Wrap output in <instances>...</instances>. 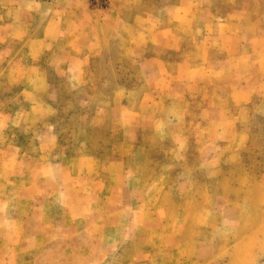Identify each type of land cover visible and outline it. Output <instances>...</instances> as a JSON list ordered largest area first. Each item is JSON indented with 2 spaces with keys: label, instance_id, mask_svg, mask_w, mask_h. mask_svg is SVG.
<instances>
[{
  "label": "rangeland",
  "instance_id": "374dc122",
  "mask_svg": "<svg viewBox=\"0 0 264 264\" xmlns=\"http://www.w3.org/2000/svg\"><path fill=\"white\" fill-rule=\"evenodd\" d=\"M172 1L175 0H140L138 4L140 9L155 13ZM111 2L0 0V29L19 11H25L28 15L21 16L24 28L20 34L30 36L33 30L26 28L28 25L43 30L50 15L64 14L62 26L73 31V37L60 40L55 50L87 52L96 48L98 35H105L100 41L105 42L106 55L96 59L94 82L82 85L68 82L64 76V82H57L58 96L50 104L36 102L41 96L24 99L22 85L14 79L0 80V114H7L0 118V264H96L105 258L101 264H264V93L249 106V142L258 149L245 152L243 166H224L218 181H211L207 172L198 169L196 154L193 165L186 166L175 153L172 138L156 142L150 128L138 130L140 148L136 147L127 158L128 166L142 180L132 191L151 190L165 166H174L168 181L146 196L150 209L167 212L163 224L154 223L151 229H134L150 215L132 217L124 213L117 217L98 213L105 207L109 211L123 207L127 201L138 202L131 192H126L131 188L122 185L116 199L107 201L98 193L102 189L108 195L107 185L80 180L76 171L58 166L65 155H83L102 162L115 160L132 137L122 127L118 112L112 109L113 101L108 98L125 83L116 82L120 76L134 80L129 82L132 86L140 83L132 63L121 54L126 42L111 27L101 24L102 18L116 13ZM218 7L224 10L228 3ZM124 14L132 16L131 8L124 9ZM26 41L12 40L10 45L25 51ZM45 58L44 64L49 55ZM121 62L128 69L123 75L111 70ZM52 132L55 139L49 136ZM145 147L148 151H144ZM83 166L87 168L86 163ZM193 170L197 173L195 181L187 187L182 181ZM69 206L73 214L67 212ZM211 206L220 207L216 228L202 230L196 225V217ZM227 207L236 213L229 214ZM116 220L122 227L132 228L120 232V238L128 242L115 252L112 247H98L96 240L101 238L104 226L105 238L112 239L118 233L112 229ZM174 220H178L175 227L183 230L182 254L165 249L168 241L164 223Z\"/></svg>",
  "mask_w": 264,
  "mask_h": 264
},
{
  "label": "crops",
  "instance_id": "0c3cea01",
  "mask_svg": "<svg viewBox=\"0 0 264 264\" xmlns=\"http://www.w3.org/2000/svg\"><path fill=\"white\" fill-rule=\"evenodd\" d=\"M139 2L112 0V11L116 13L101 20L102 25L111 27L126 42L121 54L139 75L138 86L129 83L135 82L131 78L120 76L116 82L125 83L108 97L113 101L112 109L118 112L122 127L132 136L128 146L115 160L102 162L83 158V155L76 158L65 155L58 166L68 172L76 171L80 180H96L99 185H107L110 188L108 195L102 189L98 192L107 201L116 199V192L122 185L131 188L126 192H131L138 202L127 201L123 207L109 211L105 207L98 213L117 217L124 213L132 217L150 215L149 220L137 224L134 229H151L154 223L163 224L167 212L150 209L146 205V196L168 181L174 166H165V172L151 190L132 191L139 186L142 177L128 166L130 159L127 156L136 147L140 148L138 130L142 127L150 128L156 142L172 138L176 143L174 151L186 166L193 165L196 154L198 169L207 172L211 181L220 179L224 166H243L245 152L258 149L249 142L252 115L249 106L264 93V0H175L167 2L155 13L140 9ZM222 2L228 3L224 10L218 7ZM126 8H131L132 16L126 17ZM17 14L0 29L1 82H13V79L20 82L24 99L41 96L36 102L43 104L54 103L58 96L57 82H64V76L68 82L82 85L94 82L96 59L106 57L105 42L100 41L105 35H98L96 48L71 54L62 48L54 49L61 45L60 40L73 37V31L62 26L64 14L50 15L43 30L28 25L26 28L33 30L31 37L20 34L24 28L21 16L28 13L19 11ZM18 39H28L25 51H17L10 45L12 40ZM47 54L49 58L44 64ZM111 70L123 75L128 69L121 62ZM87 100L92 101L91 98ZM6 116L0 114V118ZM49 136H54L53 132ZM190 173L182 181V184H188L187 187L195 181L197 174L195 170ZM261 182L264 184V179ZM68 208L67 212L73 214V207ZM227 211L236 213L230 207ZM218 212L219 206L207 207L198 213L196 225L202 230L216 228ZM177 223L178 220L164 223V236L168 241L165 249L182 254L183 230L175 227ZM121 224L117 220L113 222L112 229L118 233L112 239L105 238L104 226L101 238L96 240L97 246L112 247L115 252L127 243L120 238V232L132 228Z\"/></svg>",
  "mask_w": 264,
  "mask_h": 264
}]
</instances>
